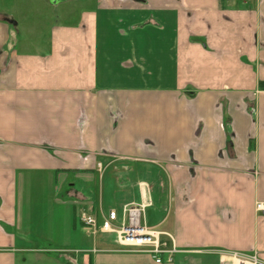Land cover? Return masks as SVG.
I'll return each instance as SVG.
<instances>
[{
	"label": "crops",
	"instance_id": "1",
	"mask_svg": "<svg viewBox=\"0 0 264 264\" xmlns=\"http://www.w3.org/2000/svg\"><path fill=\"white\" fill-rule=\"evenodd\" d=\"M4 2L0 264H157L79 220L143 203L174 264H264V0H84L45 45Z\"/></svg>",
	"mask_w": 264,
	"mask_h": 264
},
{
	"label": "built area",
	"instance_id": "2",
	"mask_svg": "<svg viewBox=\"0 0 264 264\" xmlns=\"http://www.w3.org/2000/svg\"><path fill=\"white\" fill-rule=\"evenodd\" d=\"M264 93V92H263ZM100 170L101 164H100ZM147 204L127 206L121 216L114 209L103 215L101 225L97 216L81 214L80 222L86 228L102 233L114 234L120 251L130 253H145L150 255L157 264H174L175 256L181 251L177 249L173 236L169 233L148 227L144 222ZM256 213L264 217V202L255 204ZM164 236L166 238H164ZM96 250H94L95 252ZM222 257L231 258V263L258 264L256 254L247 255L238 252H222Z\"/></svg>",
	"mask_w": 264,
	"mask_h": 264
},
{
	"label": "rangeland",
	"instance_id": "3",
	"mask_svg": "<svg viewBox=\"0 0 264 264\" xmlns=\"http://www.w3.org/2000/svg\"><path fill=\"white\" fill-rule=\"evenodd\" d=\"M5 1L6 3L1 4V7L10 10L12 15L20 19L25 28L21 29L20 37L28 42H40L42 45H45L49 37L53 35L58 16L61 19L60 25L76 26L81 20V13L86 11L84 5H89L83 4L84 0H73L55 7L45 0H26L19 3H15V0ZM62 18L65 19L62 20Z\"/></svg>",
	"mask_w": 264,
	"mask_h": 264
},
{
	"label": "water",
	"instance_id": "4",
	"mask_svg": "<svg viewBox=\"0 0 264 264\" xmlns=\"http://www.w3.org/2000/svg\"><path fill=\"white\" fill-rule=\"evenodd\" d=\"M52 4H59L60 2L66 1V0H49Z\"/></svg>",
	"mask_w": 264,
	"mask_h": 264
},
{
	"label": "bare ground",
	"instance_id": "5",
	"mask_svg": "<svg viewBox=\"0 0 264 264\" xmlns=\"http://www.w3.org/2000/svg\"><path fill=\"white\" fill-rule=\"evenodd\" d=\"M236 264H240V263L237 262Z\"/></svg>",
	"mask_w": 264,
	"mask_h": 264
}]
</instances>
